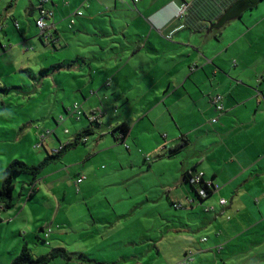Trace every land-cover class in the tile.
<instances>
[{
    "label": "crops",
    "instance_id": "obj_1",
    "mask_svg": "<svg viewBox=\"0 0 264 264\" xmlns=\"http://www.w3.org/2000/svg\"><path fill=\"white\" fill-rule=\"evenodd\" d=\"M138 1L141 2L139 7L136 5ZM232 1L83 0L86 8L84 11L77 9L82 14L74 17L73 26H69V17L76 10L68 11L66 16L63 14L64 9L68 10L65 8L68 6L67 0H48L43 5L53 12L48 21V31L52 37L45 41L52 42L54 46L61 44L67 37L63 33V23L67 19V28L72 30L76 26V32L72 35L74 38L86 35L89 29L94 30L91 34L100 38L99 42L102 44L95 40L90 45L99 46L101 51L108 47L111 51L102 55L105 50L100 54L96 53L98 48L83 50L76 54L78 60H74L78 67L84 64L95 70L85 75L89 89L86 95H82L84 104L88 107L91 106L88 102L90 98L96 102V107H90L91 114H104L98 109L99 94H114L118 91L124 93L126 91L121 89L123 87H135L142 83L145 85L147 77L160 78L158 82L151 83L158 84L159 87L154 91L156 99L147 103L146 110L142 107L143 111L133 119L134 123L132 119H126V114H121L118 116L121 121L108 122L106 128L115 140L121 141L123 138L125 141L128 138L133 145L132 151L126 154V165L123 167L129 172L126 179H137L148 173H157L159 176L167 168H173L171 181L160 176L156 186L162 192L167 189L170 202L185 209L183 214L178 215L177 222L175 219H167L165 214H158L160 218L157 226H154L158 229L153 230V235L148 230L137 233L134 221L147 222L145 216L148 218L149 213L144 216L136 215L134 210L137 206H144L145 202H153L156 197L150 199L146 192L138 191L135 192L136 197L129 195L124 200L121 197L112 200L105 194L97 201L110 205V200L114 204L121 200L128 206L127 209L117 212L112 207L111 212H91L77 218L66 217L68 230L76 229L78 237L89 236L95 239V250L92 255L85 243L77 245V248L64 245L72 258L59 264H180L189 253H192L193 258L189 264H264V46L259 44L261 31L254 30L263 23L264 15L257 19L242 18L239 22H234L232 37L226 43L218 41L215 47L211 39H214L213 36L218 37L221 30L216 34L211 25ZM28 5L31 12L38 10L39 0L34 6L30 0ZM248 11L250 10L244 13ZM9 12L14 25L17 24L15 27H19L13 10ZM132 13L134 20H129V14ZM37 17L38 15L35 20ZM3 18L5 19L4 15H0L1 21ZM96 18H99L97 23H91ZM237 19L232 21H238ZM1 21L0 28H3L7 22ZM133 22L136 28L132 26ZM130 28L139 31V39L133 40L125 35ZM210 28V32L205 34ZM252 30L254 31L251 32ZM21 34L26 36L24 32ZM131 45L134 48L129 52ZM112 48L116 50H111ZM135 57L144 60L147 57L149 61L156 59V65L162 69H153L151 75L144 72L138 81L124 84L122 78L132 75L120 71ZM161 59L176 64L165 69L159 65ZM114 62L118 63L113 64ZM109 68L111 71H108ZM120 73L122 78L117 80ZM165 76H174V79L170 78L166 83L162 78ZM106 78H110L111 82ZM105 80L111 87L108 92L102 90ZM79 90L81 93V89ZM216 94L221 96V110H217L212 102V97ZM121 122H126L129 126L125 136L118 130L112 131ZM137 126L141 129L133 134V128ZM89 140L86 139L85 142ZM92 142L84 148L85 154L114 147L104 137H95ZM99 146L104 147L98 149ZM185 146L192 149L191 153L185 159L176 160ZM138 152L147 161L146 167L138 160ZM88 154L80 165L81 172H78L79 175H85L78 185L83 197L89 190L90 194L93 177H97L98 173L93 165L85 163ZM150 158L153 159L151 163ZM205 163L207 167L203 165ZM135 170L139 172L134 173ZM195 170H202L203 179L211 184L207 201H204L207 198L202 201L195 199L188 179L183 176V173H193ZM29 182L30 177L26 180L30 193ZM33 188L35 192V184ZM28 197L31 198L29 195ZM190 198L195 200L191 201ZM220 198L226 200L224 205L219 204ZM84 200L88 203V199ZM21 204L18 208L13 205L16 207L15 214L16 210L19 212L21 209ZM23 206L25 208L26 204ZM209 206L213 207L212 211L207 210ZM5 209L0 204V211L4 213ZM201 209L210 214L206 217L196 214ZM5 216L0 213V221ZM36 226L41 232L45 231L42 225ZM118 227H121V233H118ZM108 232L115 239L111 240L110 245L100 244L98 239L105 237L104 234ZM135 234L136 240H146L144 244L135 241ZM33 236L38 237L35 233ZM202 237H206V240H201ZM173 244L177 246L174 248L176 256L168 262L166 256L173 251L170 247ZM13 256L9 254V263L16 255ZM56 258L47 264L56 263ZM84 259L87 262H82ZM1 264L6 263L4 261Z\"/></svg>",
    "mask_w": 264,
    "mask_h": 264
},
{
    "label": "rangeland",
    "instance_id": "obj_2",
    "mask_svg": "<svg viewBox=\"0 0 264 264\" xmlns=\"http://www.w3.org/2000/svg\"><path fill=\"white\" fill-rule=\"evenodd\" d=\"M29 1L0 0V15L5 17V19L3 18L0 21L1 23H4V21L8 23V25L6 23L3 28H0V175L4 167L12 159H20L29 165H35L47 153L55 154L56 152H53L54 149L60 145L64 146L73 139L77 132L89 125H92L93 132L86 135V139H90L89 141L79 142L75 146L64 149L57 159L42 168L36 176L34 184L37 190L35 189V192L30 196L31 198L28 197L29 186L26 184V180L31 176L26 173L15 174L13 205H17L18 208L21 202L22 204L19 212L16 210L17 214H15L16 207L14 206L5 209L4 213L0 211L2 216L6 215L5 219L0 221V264L4 261L9 264L7 261L9 254L17 255L22 245H27L33 255H40L48 252L52 247L68 245L69 247L77 248V245L85 243L86 249L93 255L94 252L92 251L95 250L93 249V242L95 239L89 236L78 237L76 229L68 230L66 217L77 218L81 215L86 216L91 212H111L112 207L117 212L127 209L128 206L121 200H119L118 204H114L110 200V205L97 201L101 200L105 194L111 197L112 200L115 197L117 199L121 197L124 200L129 195L136 197L137 194L135 192L138 191H140L139 193L146 192L150 199L156 197L153 202L152 200L145 202L144 206H137L134 210L136 215L144 216L149 213L148 218L145 216V219L148 220L147 222L134 221L137 233L138 231L148 230L153 235V230L156 231L158 229L154 228L160 218L158 214H165L167 219H175L177 222L178 215L183 214L185 209L174 206L170 202L167 189L162 192V189L156 186V181L160 176H164L166 181H171L170 177L173 175L174 169L167 168L166 172L159 176L157 173H148L143 177L140 176L141 178L126 179L129 176V172L123 167L126 165V154L132 151L133 145L128 138L125 141L123 138L121 141L115 140L110 130L108 131L106 128L108 122L117 123L121 121L118 118L121 114L123 116L126 114V119H132L131 121L134 123L133 119H136L143 110H146L147 103L156 99L155 95L157 94L154 91L159 87H157L158 84L151 85V83L158 82L160 78L147 77L145 78V85L142 83L135 87L129 85L121 88L126 91L124 93L118 91L114 94H107L106 92L99 94L100 103L98 104V109H101L104 114L96 116L99 119L97 122L90 123L89 118L92 115L90 107H96V102L93 98H90L92 96L90 95L88 102L91 103V106L88 107L84 104L82 95H86L89 89L85 75L92 73L94 69L84 64L78 67L74 60H78L76 54L83 50L97 49L99 46L94 47L90 44L94 43L95 40L100 43V38L92 35L91 33L94 30L91 29L88 30L86 35L81 34L77 39L74 38L72 35L76 32V26L73 28L74 30L67 28L66 19L64 20L65 23H63L65 28H62L63 33L67 37L61 41V44L54 46L52 42L45 41L43 37H40L39 30L35 24L38 10L35 9L31 12V7L28 5ZM36 1L32 0V6L36 4ZM67 1L68 6L65 8H68V10L64 9L63 11L65 16L68 11L77 9L84 11L86 8L83 0ZM136 5L138 7L141 6V2L138 1ZM10 10H13L19 27H15ZM249 10L243 14V17L236 18L238 21L226 24L221 29L218 37L213 36L214 39H211V42H214L215 47H217L218 41L219 43L222 41L226 43L232 37V25L235 24L234 22H239L242 18H261L264 15V0H259L257 5ZM248 15L249 17H246ZM129 16V20H134V13L129 14ZM98 20L99 18H96L91 23L95 24ZM262 22L254 30L261 31L262 35L259 37V44L263 47L264 32L262 31L264 30V20ZM132 26L134 28L137 27L135 22H133ZM90 27H94V25H90ZM22 32L26 33V36H23ZM125 35L133 40L139 39L138 30L134 31L130 28ZM57 43L55 42V44ZM147 46L151 47L149 44ZM133 48V45H131L128 51L132 52ZM206 48L209 49V46H206ZM103 50L105 52L102 55L111 52L108 47L103 48ZM103 50L101 51L98 48L96 53L100 54ZM111 50L115 51L116 49L112 48ZM145 59L135 57L130 60L131 62L127 67H124L120 72H127L132 76L123 79L120 73L117 80L122 78L121 81L124 84L130 81H138L144 72L145 74H150L153 69H162L156 65V59L153 61H149L147 57ZM162 59L159 61V65L164 66L165 69L172 64H176V62H166V60ZM116 63L118 62L113 64ZM103 68H101V71ZM108 71H111V68ZM162 78L167 83V80L170 78L174 79V76ZM106 80L111 82L110 78H106ZM106 80L102 90L108 92L111 87L107 85L108 82ZM112 82L114 83V81ZM147 85L149 86L147 87ZM79 89H81V93ZM159 95H161L160 92ZM74 103H77L82 112L80 117H77L71 111ZM142 107L144 108L143 110ZM140 129L139 126L134 127L133 134ZM95 137H104L106 141L112 142L114 147L103 151L98 150L95 153L91 152L90 155L87 153L88 157L85 163L93 165L98 173L97 177H93L94 182L92 183L90 194L89 190L88 194L83 197L82 192L75 185V180L79 175L78 172H81L80 165L86 157L85 155H87L84 148L93 143L92 140ZM103 147L99 146L98 149ZM191 151L192 149L189 146L183 147L176 160L185 159ZM138 154L140 155L141 153L138 152L136 156H139ZM147 154L153 156L151 153ZM138 160H140L141 165L147 166V161L143 160L141 156L138 157ZM150 160L151 163L153 159L150 158ZM177 163L178 161H176ZM203 165L207 167L206 163ZM138 172L139 170L134 171V173ZM84 199H88V203ZM23 204H26L25 208ZM56 209H58V212ZM55 212H57V215L55 220H53ZM198 213L205 217L210 214L204 212L203 209L196 211V214ZM36 225H42L45 231L41 232ZM48 228L51 230L49 232L50 236H45ZM120 229L121 227L117 228L118 233H121ZM33 233L38 235V237L33 236ZM110 234L111 232L105 233V237L98 239L99 243L110 245L111 240L115 239ZM44 236L46 241L42 240ZM77 237L82 240L80 241ZM134 238L135 241H141L136 240V234ZM145 241L142 240L141 244H144ZM168 245L170 244L168 243ZM170 247L173 251L167 253L166 260L168 262L174 260L176 256L174 248L177 246L173 244ZM88 258L91 259L92 257L88 256ZM55 260L57 262L54 264L64 261L60 257ZM82 262H87V260L85 261L84 259Z\"/></svg>",
    "mask_w": 264,
    "mask_h": 264
},
{
    "label": "trees",
    "instance_id": "obj_3",
    "mask_svg": "<svg viewBox=\"0 0 264 264\" xmlns=\"http://www.w3.org/2000/svg\"><path fill=\"white\" fill-rule=\"evenodd\" d=\"M259 0H233L228 6L219 14L215 20V22L211 25V28L214 29L215 33L220 32L221 28L229 23L230 21L239 18L243 15V13L254 6L257 5ZM216 33V34H217ZM97 122V118L95 120L90 121V123ZM92 125H89L85 129L77 132V134L73 137L72 140L67 142L58 152L55 154L47 153L42 160L35 165H29L20 159H12L2 170L1 174V183H0V204L4 208H10L13 206V189H14V176L18 173H26L30 175V193L29 196H32L34 192V182L36 176L42 170V168L49 164V162L57 159L62 151L66 148L75 146L79 142H83L82 138H86V135L93 132ZM118 130L121 132L123 136L129 130V126L126 122L118 123L112 131ZM191 172L183 173V176L188 179ZM202 187L205 189L207 198L211 193V185L208 187L204 179H202ZM195 196L198 197V194L195 192V186L190 184ZM202 197H199V200L202 201ZM44 241V239H42ZM56 257H60L64 260H70L72 255L67 252L64 247H52L48 252L40 255H33L27 245H22L18 254L11 260L9 264H47L51 260Z\"/></svg>",
    "mask_w": 264,
    "mask_h": 264
},
{
    "label": "built area",
    "instance_id": "obj_4",
    "mask_svg": "<svg viewBox=\"0 0 264 264\" xmlns=\"http://www.w3.org/2000/svg\"><path fill=\"white\" fill-rule=\"evenodd\" d=\"M48 0H39V5H38V17L35 20V24L36 27L39 30V35L41 37H43L44 39L48 40L52 37V35L49 33L48 31V27H49V18L52 17L53 12L50 9H47L46 6L44 7L43 5L47 2ZM82 11L81 10H76L70 17H69V26H71L74 22V17L77 15H81ZM15 26H17V24L15 23ZM220 99L221 96L220 95H216L215 98L212 97V102L215 104V107L217 110H221L222 109V104L220 103ZM74 114L77 115V117H80L82 112L79 109V106L77 105V103H74L72 105V110H71ZM97 117L95 114L90 115L89 120H95ZM46 133H48V131H46ZM122 137V136H121ZM82 141L85 142L86 138H82ZM63 147V145H60L58 148L54 149V153L58 152L61 148ZM147 158V157H146ZM85 178L84 174H80L76 180H75V185L76 187H78L79 183ZM202 179H203V172L201 170H195L193 173L191 172L189 177H188V181L190 184H193L195 187V192L198 194V197L196 196L195 199L197 201L199 200V197L205 198L207 196V193L205 191V189L202 187ZM206 185L209 187L211 184L209 182H206ZM194 198H190L191 201L195 200ZM220 205H224L226 203V200L224 198H220L218 200ZM178 206H180L178 204ZM207 210L212 211L213 207L209 206L207 208ZM50 232V228H48L45 232V236H48ZM44 236V241H46V238ZM201 240H206V237H202ZM218 250H220V246H218ZM192 253L186 254L185 257L179 262L180 264H189L192 261Z\"/></svg>",
    "mask_w": 264,
    "mask_h": 264
},
{
    "label": "water",
    "instance_id": "obj_5",
    "mask_svg": "<svg viewBox=\"0 0 264 264\" xmlns=\"http://www.w3.org/2000/svg\"><path fill=\"white\" fill-rule=\"evenodd\" d=\"M211 28L205 33V34H208L210 32Z\"/></svg>",
    "mask_w": 264,
    "mask_h": 264
}]
</instances>
